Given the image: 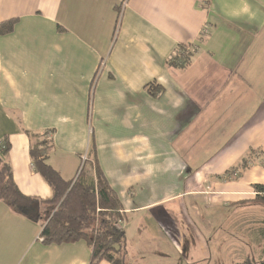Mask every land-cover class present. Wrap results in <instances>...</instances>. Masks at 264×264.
I'll return each mask as SVG.
<instances>
[{"label":"crops","instance_id":"crops-1","mask_svg":"<svg viewBox=\"0 0 264 264\" xmlns=\"http://www.w3.org/2000/svg\"><path fill=\"white\" fill-rule=\"evenodd\" d=\"M10 19L0 142L23 194L52 196L28 135L49 131L48 163L65 180L95 155L128 253L154 223L186 264L264 259L252 187L264 183V0H0V23ZM183 46L191 60L178 68ZM40 231L0 201V264H89L84 240L44 245ZM145 241L132 264L154 256Z\"/></svg>","mask_w":264,"mask_h":264},{"label":"trees","instance_id":"trees-1","mask_svg":"<svg viewBox=\"0 0 264 264\" xmlns=\"http://www.w3.org/2000/svg\"><path fill=\"white\" fill-rule=\"evenodd\" d=\"M15 19L0 23V34L8 33ZM192 52L180 47L176 57L170 61L178 68L185 67ZM28 133L29 156L34 170L47 182L52 190L49 199L23 194L15 184L6 154L8 142H0V201L13 212L38 222L41 226L39 238L44 245L71 243L84 240L90 247L89 264L104 260L108 264H132L127 250V237L120 221H123L121 204L110 188L90 153L77 174L70 180L61 177L48 163L52 148L50 134ZM248 166L247 159L239 163L241 169ZM253 202L264 207V183L253 184ZM232 264H264L251 258Z\"/></svg>","mask_w":264,"mask_h":264},{"label":"rangeland","instance_id":"rangeland-1","mask_svg":"<svg viewBox=\"0 0 264 264\" xmlns=\"http://www.w3.org/2000/svg\"><path fill=\"white\" fill-rule=\"evenodd\" d=\"M261 208L263 210L262 212H264V207H261ZM198 223L200 224L201 222H198ZM260 225H262V221L260 222ZM216 231L217 229L215 228L211 237L215 236ZM133 234L134 233H132L129 236V241H128L129 246H130L129 249L132 254L139 251V247H141V243H142L141 242L142 237L144 240H146L145 242H146V247L149 248L148 250L150 252L154 251V256L153 255H151V257L146 256L143 264H146V263L153 264L154 262L159 263V264H186V255H185L186 248L183 247L181 252L177 251L176 242L172 244L173 242L171 243V240L173 239L169 235H164L161 232H159L154 223L148 224V227L146 228V230H141V232H139V235L136 236L135 234L134 235ZM211 246L214 247L215 244L212 242ZM137 247L138 249L135 250V248ZM131 253L130 252L128 253V256H130V259H131ZM249 257H253V256L250 255ZM223 258L224 259L222 258L219 259V262L221 264H232L234 262H238L241 260V257H238V256L237 257L236 256H227V257L224 256ZM255 261H258V260H255ZM206 264H219V263L218 261L214 260L211 263L209 262Z\"/></svg>","mask_w":264,"mask_h":264},{"label":"built area","instance_id":"built-area-1","mask_svg":"<svg viewBox=\"0 0 264 264\" xmlns=\"http://www.w3.org/2000/svg\"><path fill=\"white\" fill-rule=\"evenodd\" d=\"M206 32H207V28H203V30H202V32H201V33H203V34H204V33H206ZM84 160H85V156L83 157V161H84ZM83 161H82V162H83ZM232 175H234V176H235L236 174H235V173H232ZM119 223H122V224H123V221H120Z\"/></svg>","mask_w":264,"mask_h":264}]
</instances>
